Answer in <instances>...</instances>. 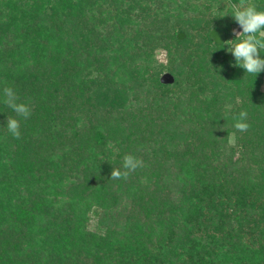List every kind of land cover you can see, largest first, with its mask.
<instances>
[{
    "label": "trees",
    "instance_id": "trees-1",
    "mask_svg": "<svg viewBox=\"0 0 264 264\" xmlns=\"http://www.w3.org/2000/svg\"><path fill=\"white\" fill-rule=\"evenodd\" d=\"M193 1L0 0V264H264V71L235 66L225 0Z\"/></svg>",
    "mask_w": 264,
    "mask_h": 264
},
{
    "label": "clouds",
    "instance_id": "clouds-1",
    "mask_svg": "<svg viewBox=\"0 0 264 264\" xmlns=\"http://www.w3.org/2000/svg\"><path fill=\"white\" fill-rule=\"evenodd\" d=\"M232 16L242 31L234 32L235 39L224 43L228 45L227 51L235 58V66L243 68L247 74L257 76L264 71V58L261 51L264 50V10L258 9L254 4H248L240 0L239 5H232ZM3 103L11 108L18 117L28 119L31 109L28 104L18 102L19 97L11 87L3 88ZM248 114L242 110L238 113V119L234 123L236 130L245 132L250 125L246 122ZM20 121L11 116L7 117V131L16 139L21 138ZM143 167V161L132 154H126L123 158L122 169L113 168L111 179H127L131 172Z\"/></svg>",
    "mask_w": 264,
    "mask_h": 264
},
{
    "label": "rangeland",
    "instance_id": "rangeland-1",
    "mask_svg": "<svg viewBox=\"0 0 264 264\" xmlns=\"http://www.w3.org/2000/svg\"><path fill=\"white\" fill-rule=\"evenodd\" d=\"M25 1H28V0H25ZM245 2L248 3V4H254L250 0H246ZM193 3H195L197 5L198 9L195 10V11H191L190 13H192V14L199 13L200 10H205V6H206L205 3H207V2L205 0H201V1L194 0ZM223 3L224 4H216V5L214 4L212 6L211 10L215 11V12L218 11L219 9H223L224 11H227L229 9H232V5L233 4L239 5L240 2L239 3H236V2L233 3V1L230 2L228 0H225V1H223ZM239 31H242L240 26L238 24L234 25L233 29H232V37H231L230 40H234L236 38L235 35H234V32H239ZM227 48H228V45H227ZM156 53H157V59L158 60H160L162 62H167V56H166V51L165 50L159 48ZM166 70H168V69H166ZM262 88L264 90V83L262 85ZM236 101L238 102V99L235 100V101L234 100L233 101H226L228 108H231L234 105V103H236ZM230 143L233 144V145L235 144L234 135H231ZM95 227H96V218L94 217V214H91L90 228L94 229Z\"/></svg>",
    "mask_w": 264,
    "mask_h": 264
},
{
    "label": "water",
    "instance_id": "water-1",
    "mask_svg": "<svg viewBox=\"0 0 264 264\" xmlns=\"http://www.w3.org/2000/svg\"><path fill=\"white\" fill-rule=\"evenodd\" d=\"M210 35H211V38L218 42V43H222L226 40V35L224 34V32L218 28H213L211 31H210ZM186 36V33L181 31L178 33V38L179 39H184ZM161 82L165 83V84H172L175 82V76L174 74H172L171 72L167 71V72H164L162 75H161Z\"/></svg>",
    "mask_w": 264,
    "mask_h": 264
}]
</instances>
